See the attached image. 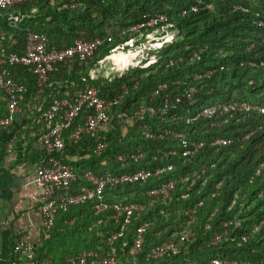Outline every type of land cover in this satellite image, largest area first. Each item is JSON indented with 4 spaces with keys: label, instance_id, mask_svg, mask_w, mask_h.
I'll return each instance as SVG.
<instances>
[{
    "label": "trees",
    "instance_id": "obj_1",
    "mask_svg": "<svg viewBox=\"0 0 264 264\" xmlns=\"http://www.w3.org/2000/svg\"><path fill=\"white\" fill-rule=\"evenodd\" d=\"M193 4L198 5L197 11L182 13ZM10 10L26 15L17 27L7 20ZM159 14L165 15L164 23L175 30L160 49L113 81H88L105 98L128 90L113 106L107 128L84 133L74 142L71 134L77 124L84 123L88 112L84 110L66 131L65 146L57 156L78 173H130L169 163L174 167L146 181L107 186L102 198L97 196L59 211L46 230L47 237L35 247L39 260L66 264L67 259L83 252L105 255L115 247L121 261L118 264H133L130 249L138 227L147 222L136 264H208L213 258L264 264V170L256 173L264 161V113H241L223 125H212V120L203 117L191 124L185 120L190 112L216 103L247 102L264 108V0H42L0 11V33L7 35L8 47L19 53L32 30L45 33L50 48L55 49L71 46L78 39L112 37L81 63L77 58L59 63L50 74L51 85L47 84L42 93L32 67H11L14 77L28 87L21 113L29 117L26 126L33 125V141L37 140L45 129L37 118L53 100L72 98L84 87L82 77L98 58L132 36V27ZM4 66L8 63L0 57V70ZM195 74L199 78H194ZM160 83H166L167 89L154 94ZM188 87L194 88L195 100L174 102L172 95ZM165 93L170 99L162 111ZM33 105L38 108L31 114ZM140 105L147 107L144 113H137ZM6 115L7 97L0 90V118ZM144 129L154 133L174 129L205 145L192 157L184 158L170 153L180 150L177 138H147ZM22 132L17 133L13 146ZM219 137L230 142L212 146L211 141ZM101 139L108 145L97 153L96 144ZM139 151L144 153L139 162L118 159L121 153ZM170 180L175 184L166 200L149 195L150 189ZM84 184L88 183L78 178L66 192L75 194ZM98 203H106L107 209L97 212ZM117 203H141L142 209L126 224L123 216L113 217ZM188 210L192 216L189 224ZM186 231L193 233L186 249L148 258L155 245L177 240ZM218 235L221 239L214 242ZM15 260L14 256L11 264H19Z\"/></svg>",
    "mask_w": 264,
    "mask_h": 264
},
{
    "label": "built area",
    "instance_id": "obj_2",
    "mask_svg": "<svg viewBox=\"0 0 264 264\" xmlns=\"http://www.w3.org/2000/svg\"><path fill=\"white\" fill-rule=\"evenodd\" d=\"M42 0H0V11L17 6L26 2H38ZM198 5L193 4L188 9L183 10V14L188 11H197ZM246 10V9H245ZM7 13V20L10 25L18 26L26 17L25 14L19 11L10 10ZM167 17L163 14L150 16L145 22L134 26L135 30L149 27L153 29L157 26H168L164 23ZM162 23V24H161ZM136 35V34H135ZM143 33L129 37L128 39L117 43L113 46V50L98 58L94 66L91 67L87 76L82 77L85 83L84 87L74 92L72 98H56L37 118L38 123H42L45 129L40 132L37 138L44 149V156L41 158L37 167L35 183L38 187V192L34 199L38 200V209L45 218L46 228L49 229L55 221L59 211H65L72 204L84 203L94 197L102 198V193L107 186L125 182L146 181L152 176L162 174L174 167L173 163L166 165H158L154 168H143L130 173H104L95 174L91 170H86L83 173H78L71 165L65 163L57 154L60 153L65 146L64 135L66 131L73 125L75 119L80 116L84 110L88 112L84 114L83 124H77L71 134V138L76 142L84 133L95 132L101 126L110 123L113 106L120 103L121 98L127 93V88H124L123 93L112 98L101 96L99 88L92 85L88 81L106 79L108 82L124 75L129 70L139 67L142 62L148 57L149 53L156 51L162 46V39L157 34L143 38ZM148 39V40H146ZM105 41H112V37L95 38L92 40H76L73 45L62 49L50 48L48 36L39 31H29L25 46L22 53L11 50L8 45L7 35L0 33V57L3 58L8 66H4L0 70V90L7 97V115L0 118V129L7 128L15 120L16 115L24 111L22 99L27 92V85L14 77L11 67L24 65L32 67L33 73L36 75L39 92L42 93L47 84L50 83V74L57 69V65L67 59L77 58L79 63L93 57L96 51L103 45ZM196 55V53H194ZM135 55V56H134ZM173 60H170L169 65H172ZM194 78H199L198 74ZM167 89L166 83H160L157 86L158 91ZM169 93L164 94V104L162 111L168 106ZM173 100L176 103L189 102L195 100V91L193 87L185 88L180 93H174ZM37 105L30 108V113L33 114L37 110ZM147 107L140 105L137 113H144ZM260 111L264 113V108L250 104L247 102H230L216 103L202 107L199 111L190 112L185 118L186 123L191 124L200 117L212 120V125H223L235 115L248 113L251 111ZM173 117H176L173 114ZM143 134L147 138L163 139L166 136H172L179 140L180 150H170L171 154H181L182 157L188 158L195 155L201 147L205 145L204 141L192 142L188 137L174 129H163L159 132H152L149 129H144ZM16 139V138H15ZM14 137L9 140L8 147L12 148L15 142ZM230 139L219 137L211 141L212 146L226 145ZM108 143L101 139L96 144V152H101L107 147ZM144 153L139 152H124L119 154L118 159H131L139 162L143 158ZM264 170V161L261 162L256 173ZM78 178H83L86 183L82 185L77 193L70 194L66 190L69 189L72 183ZM174 180L162 183L148 191L149 195L158 199L166 200L171 195V190L174 187ZM200 202L199 204H201ZM106 203H98L95 206L97 212L107 209ZM115 219L123 216L126 224L131 222L133 214L142 209L141 203L134 204H115L113 206ZM191 210L187 211L189 215L187 224L192 221L190 215ZM147 222L143 223L137 229V236L130 249V254L133 256V264H136V256L140 253L143 243ZM193 236L192 231L182 233L177 240H170L155 245L148 258L156 259L165 252L178 254L181 249L187 248V242ZM221 236L215 237L214 242H218ZM247 239L246 236L243 237ZM14 252L16 262L19 264H55L52 260L37 259L35 247L24 241L17 240L14 243ZM121 261L117 258L116 248L112 247L108 254L102 255L97 251H87L79 254L76 257L67 259L66 264H118ZM208 264H263L252 263L250 261L227 260L222 258H213Z\"/></svg>",
    "mask_w": 264,
    "mask_h": 264
},
{
    "label": "crops",
    "instance_id": "obj_3",
    "mask_svg": "<svg viewBox=\"0 0 264 264\" xmlns=\"http://www.w3.org/2000/svg\"><path fill=\"white\" fill-rule=\"evenodd\" d=\"M28 118L18 114L9 127L0 129V264H11L17 240L38 247L47 237L45 218L33 198L38 192L34 180L44 149L33 141L34 127L26 126ZM22 129L18 142L9 148V140L14 137L16 142Z\"/></svg>",
    "mask_w": 264,
    "mask_h": 264
},
{
    "label": "rangeland",
    "instance_id": "obj_4",
    "mask_svg": "<svg viewBox=\"0 0 264 264\" xmlns=\"http://www.w3.org/2000/svg\"><path fill=\"white\" fill-rule=\"evenodd\" d=\"M132 30L134 33L132 36H130L132 38L136 35H139V33L142 32L144 35L142 39H145V37H148V35H150V37H152L153 35L157 34L159 36V38L162 39V41L169 39V36H171L173 33H175V30L170 29L169 26H164V27L157 26V27H154L153 29H149V27H147V28L144 27L143 29H137V30H135V28L132 27ZM146 40H148V39H146Z\"/></svg>",
    "mask_w": 264,
    "mask_h": 264
}]
</instances>
